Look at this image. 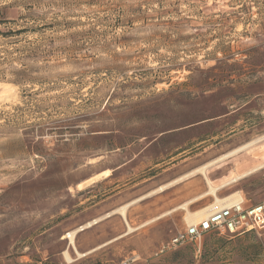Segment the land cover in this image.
<instances>
[{
    "label": "rangeland",
    "instance_id": "obj_1",
    "mask_svg": "<svg viewBox=\"0 0 264 264\" xmlns=\"http://www.w3.org/2000/svg\"><path fill=\"white\" fill-rule=\"evenodd\" d=\"M262 137L264 0H0V264H122L136 247L154 249L140 264H264L256 233L154 257L188 218L82 258L65 238L172 164L264 165L263 139L233 153ZM261 169L245 206L264 202Z\"/></svg>",
    "mask_w": 264,
    "mask_h": 264
},
{
    "label": "crops",
    "instance_id": "obj_2",
    "mask_svg": "<svg viewBox=\"0 0 264 264\" xmlns=\"http://www.w3.org/2000/svg\"><path fill=\"white\" fill-rule=\"evenodd\" d=\"M201 167L195 168L193 164L185 162L172 164L156 176L145 180L137 187L111 193L106 198L94 203L86 211V215L91 217L88 222L105 217L108 214L119 210L123 206L139 200L128 207L126 211V218L117 212L111 216L109 215L108 217H105L102 221L95 224L91 228L80 232L76 238V243H78L79 246V249L77 250L82 254L92 251L90 253L92 254L105 246L121 241L130 235H126L129 226L136 229L133 232H137L139 230H143L144 232L143 236H136V238L132 240L133 243H136L139 238H143L144 236L146 238H149V236L152 237L153 233L155 234L158 230L164 229L168 226V224L175 228H181L185 218L187 220L190 213L200 212L215 203V197L213 195H207L210 189V183L214 187H220L231 180L229 179L231 176H221L220 174L214 172V170H211L212 167L207 169L206 176L198 173L180 180ZM258 167L252 169V171L249 170V173L257 170L259 171L260 169H257ZM243 179L219 189L217 192L218 196L220 198H224L229 197L232 194L239 195L240 193L242 197L245 198L244 191L240 185V182ZM167 185H169L167 188L162 191H158L161 187ZM245 202L248 201L245 199ZM185 205H188V207L183 208ZM249 206L250 205L246 207ZM100 223L104 224L99 226ZM85 224H80L78 228ZM95 227H97L96 230L101 231V235H98L97 232L94 231L95 229L93 228ZM184 230L177 231L169 238V240L160 242L164 239V237L157 240L156 242L159 243V246L153 253L157 252L161 246L171 241V239L175 237L178 232ZM248 233L254 234V232H246L232 235L226 230H214L207 234H214L219 238L234 239ZM150 242L152 243V239ZM211 245L212 243L209 241L204 242V244L201 241L200 258L211 255L212 251L217 252V249H213ZM153 250L154 249L149 250L143 247H136L129 257L134 254L138 255L141 258V261L134 264H140L143 261L142 257L146 256ZM67 251L70 252V249L68 248ZM90 254H87L86 256Z\"/></svg>",
    "mask_w": 264,
    "mask_h": 264
},
{
    "label": "built area",
    "instance_id": "obj_3",
    "mask_svg": "<svg viewBox=\"0 0 264 264\" xmlns=\"http://www.w3.org/2000/svg\"><path fill=\"white\" fill-rule=\"evenodd\" d=\"M214 230H226L232 235L246 232H254L260 236L264 235V202L246 207L243 198L241 202L215 211L198 224L188 225L184 231L178 232L171 241L158 249L154 257H161L187 244L197 246V254L200 256L202 238L205 234ZM139 261H141V258L134 254L124 260L122 264H134Z\"/></svg>",
    "mask_w": 264,
    "mask_h": 264
},
{
    "label": "bare ground",
    "instance_id": "obj_4",
    "mask_svg": "<svg viewBox=\"0 0 264 264\" xmlns=\"http://www.w3.org/2000/svg\"><path fill=\"white\" fill-rule=\"evenodd\" d=\"M262 139L264 140V137H262V138H260V139H258V140H256V141H253V142H251V143H249V144H246V145L240 147L239 149H237V150H236L235 152H233V153H238V152H241V151H243V150H246V149H247L248 147H250L252 144H254V143H256V142H258V141H260V140H262ZM223 158H224V157H223ZM223 158L218 159V160H216V161H214V162H212V163H210V164L204 165V166H202L201 168H198L197 170L193 171L192 173L188 174L187 176L183 177V178L180 179V180H183V179H185V178H187V177H190V176H192V175H195V174H197V173H201V174H203V175L206 176V171H207V169H208L210 166L216 164L218 161L222 160ZM224 159H225V158H224ZM226 159H227V158H226ZM262 167H264V165H261V166L258 167L257 169H261ZM257 169H256V170H257ZM251 171H252V170H251ZM106 173H107V172H106ZM106 173H105V174H106ZM248 174H250V173L248 172L247 174L245 173V174H242L241 176H238V177H236V178H233V179H231L229 182L225 183L224 185H222V186H220V187H214V186L210 183V189H209L207 195H213V196L216 198L215 203H214L213 205L207 207L206 209L200 211V212H197V213H190L189 216H188V223L191 224V225H192V224H198L201 220L205 219V218H206L207 216H209L211 213H213V212H215V211H218V210H220V209H223V208H225V207H229V206L233 205L234 203L241 202L243 199H242L238 194H232V195L229 196V197L220 198V197L218 196L217 192H218V190L221 189L222 187H225V186H227V185H230L231 183H234V182L238 181V180L241 179L243 176L245 177V175H248ZM101 175H102V174H101ZM103 175H104V174H103ZM108 175H109V174H108ZM244 177H243V178H244ZM180 180H178V181H180ZM79 186H80V185H79ZM168 186H169V185L164 186V187H161L158 191H162V190H164L165 188H167ZM141 199H143V198H141ZM141 199H140V200H141ZM137 201H139V200H136V201H134V202H132V203H130V204H127V205L123 206L122 208H120L119 210H116V211H114L113 213L108 214V215L105 216V217H108L109 215L111 216L112 214H115V213L118 212V213H120L124 218H126V211H127L128 207L131 206L132 204L136 203ZM187 207H188V205L183 206V208H187ZM105 217H101V218L96 219V220H94V221L88 222V223H86L85 225H83L82 227H79L78 229H75V230H73L72 232L68 233L67 236L65 237L66 239H69V245H70V246H73V248L75 249V252H76V254H77V256H78L79 258L85 257L87 254H90L92 251L89 252V253H86V254H82V253H80V252L77 250V248H76V238H77V235H78L80 232H82L83 230H85V229L87 230L88 228H91V227L94 226L95 224L99 223V222L102 221ZM128 228H129V229H128L126 235H127V234H130L131 232H133V231L136 230V229H134V228H132V227H130V226H129ZM64 256H65V259L67 260V262H69V263H73V262H75V260L72 258V256H71V254H70L69 251H65V252H64Z\"/></svg>",
    "mask_w": 264,
    "mask_h": 264
},
{
    "label": "trees",
    "instance_id": "obj_5",
    "mask_svg": "<svg viewBox=\"0 0 264 264\" xmlns=\"http://www.w3.org/2000/svg\"><path fill=\"white\" fill-rule=\"evenodd\" d=\"M12 36V35H11Z\"/></svg>",
    "mask_w": 264,
    "mask_h": 264
}]
</instances>
